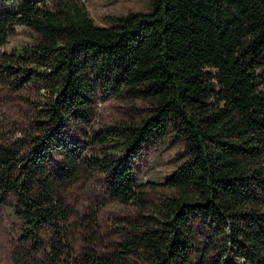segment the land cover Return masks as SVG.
I'll list each match as a JSON object with an SVG mask.
<instances>
[{"label":"trees","instance_id":"16d2710c","mask_svg":"<svg viewBox=\"0 0 264 264\" xmlns=\"http://www.w3.org/2000/svg\"><path fill=\"white\" fill-rule=\"evenodd\" d=\"M149 4L99 25L81 0H0V81L44 89L31 100L32 125L0 145V208L13 196L22 222L16 263L264 264V0ZM17 26L37 40L1 49ZM100 79L150 100L151 113L95 130ZM170 132L186 157L161 183L148 181L170 190L155 203L134 162ZM97 175L109 198L140 209L110 251L96 245L102 203L77 225L66 200ZM80 226L85 245L76 248Z\"/></svg>","mask_w":264,"mask_h":264},{"label":"rangeland","instance_id":"374dc122","mask_svg":"<svg viewBox=\"0 0 264 264\" xmlns=\"http://www.w3.org/2000/svg\"><path fill=\"white\" fill-rule=\"evenodd\" d=\"M81 2L89 16L99 25H109L112 17L147 11L150 8L149 0H81ZM36 40L37 34L34 30L26 26H17L15 33L1 49H11ZM98 84L94 102L95 130L119 120L139 122L151 113L153 104L150 100L115 93L109 86L108 79H100ZM263 87L264 82L260 84V89ZM43 92L41 85L16 90L0 81V145L17 144V140L32 125L31 119L36 115L31 100L39 99ZM67 133L74 141L85 142L83 136L75 129H70ZM185 157L184 140L171 132L162 140L153 139L143 144L140 156L134 163L138 181L145 183L143 192L147 200L159 203L170 193V190L160 185L153 189L148 181L161 183ZM60 160L61 157L56 155L52 167H56ZM66 200L77 212L74 217L77 225H80L84 215L90 213L91 208L102 203L98 212L101 228L96 241L101 251H110L116 246L122 238L121 228L128 222L136 221L140 213L135 203L123 204L109 198L108 182L104 175H97L89 181L79 180L68 190ZM15 205V198L10 196L9 203L0 208V264H22L16 263L13 259V249L22 230V222L15 213ZM84 234L83 226L76 229L74 239L76 248L85 245Z\"/></svg>","mask_w":264,"mask_h":264}]
</instances>
